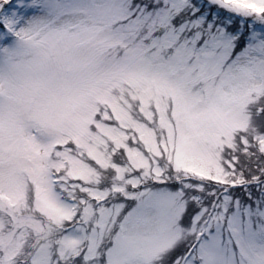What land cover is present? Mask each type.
I'll return each mask as SVG.
<instances>
[{
	"label": "snow or ice",
	"instance_id": "6c2138e0",
	"mask_svg": "<svg viewBox=\"0 0 264 264\" xmlns=\"http://www.w3.org/2000/svg\"><path fill=\"white\" fill-rule=\"evenodd\" d=\"M0 264H264V0H0Z\"/></svg>",
	"mask_w": 264,
	"mask_h": 264
}]
</instances>
